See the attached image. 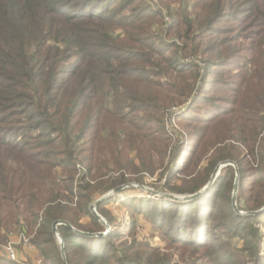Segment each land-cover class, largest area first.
<instances>
[{"label": "trees", "instance_id": "obj_1", "mask_svg": "<svg viewBox=\"0 0 264 264\" xmlns=\"http://www.w3.org/2000/svg\"><path fill=\"white\" fill-rule=\"evenodd\" d=\"M148 1L0 0V247L17 227L45 264H63L51 226L65 222L66 264H176L118 231L72 229L105 232L89 206L154 174L152 155L169 144L160 117L187 100L197 115L182 118L191 131L184 166L167 174L186 177L175 192L196 193L230 162L237 210L264 206V0ZM235 177L226 165L193 201L124 206L183 263L246 264L231 235L264 264L263 214L233 211ZM114 196L96 206L109 225Z\"/></svg>", "mask_w": 264, "mask_h": 264}, {"label": "rangeland", "instance_id": "obj_2", "mask_svg": "<svg viewBox=\"0 0 264 264\" xmlns=\"http://www.w3.org/2000/svg\"><path fill=\"white\" fill-rule=\"evenodd\" d=\"M148 3L159 6L158 0H149ZM172 7L174 6L172 5ZM163 11L166 14V10L163 9ZM168 21L169 19L168 17H166L164 19V22L167 23ZM203 67L204 66L200 64V68L203 69ZM189 105H190V101L187 100L182 105L171 106L170 107L171 110L169 109V112L167 114H165L164 112V115H161L160 119L163 125H166V129L164 130V133H166V135L169 138L168 140L169 144L166 150L165 149L162 151L157 150L152 155V160H153L152 164L155 169L154 174L149 175L147 173H142L139 184L130 182L128 184L134 185V187L124 189L126 191L118 196H114L116 194H113L108 197L110 198L114 196L112 198L113 200H111L112 204L106 207L107 211L110 213L112 218L115 219L114 224L109 225L107 221L102 218L108 225L107 229L104 227V230L106 232L110 233L112 231H118L122 233L123 235L122 240L125 242H129L130 240H136L138 243L147 244L151 248H155L157 251H159L158 253L170 255L172 257L173 262H175L176 264H186V263H183L177 257L178 255L174 251L175 246L171 245V243L166 240V238L161 234L160 230H153V227L151 225L152 223L148 222L147 218H143V216L141 215L130 214V211L128 210L127 206H124V203L127 200V198H132L133 200L142 198L157 203V201L160 200L169 201L163 198L164 194L174 195V196L192 195V194H180L175 192L174 190L176 189L175 187L181 185V180L183 181L186 179L185 176H183L180 173H176L174 176H171L169 179L167 178V174H169V171L170 169L173 168V166L177 165L178 168L175 167V169H181L185 163L186 154L189 148V142L187 139L189 138V132L191 130L186 128L185 122L182 121L183 120L182 118L185 115H195V116L197 115L194 112L188 113L187 108L189 107ZM196 119H198V117H196ZM180 148H181V152L178 156L177 153L180 150ZM205 162L206 160L201 161L200 165L205 166ZM257 164L258 162L256 161L253 167L257 166ZM138 186L144 187L146 191L140 190L139 188H137ZM148 190L154 192L156 195L151 194L150 192H148ZM109 192H107L103 196L109 194ZM94 203H92L89 206V208ZM178 203H182V202H178ZM257 212L263 214L261 219L262 222H264V206L261 209H259ZM236 213L238 215H246L245 212H239L238 210ZM209 223H211V221ZM17 230L19 229H17L16 227L14 230H11L7 234V240L11 241L17 253L16 264H45V261L38 255L37 250L35 251L33 246L31 247L30 245L23 244L19 241V236L21 234L16 233ZM261 231L262 233H264V227H261ZM26 237L28 238V239L26 238L27 241L29 240L30 242L31 236H28L27 234ZM210 237L213 238L214 235H211ZM225 238L227 243L229 244V248L232 253H236L240 257L245 259V261H248L246 262V264H258V262L254 260L251 259L247 260L246 253L245 252L243 253L241 251L243 245L241 239H239L238 237L233 238L231 235L225 236L224 239ZM56 240L60 244V239L56 238ZM2 255H3V247L1 246L0 257ZM259 256H261V254H259Z\"/></svg>", "mask_w": 264, "mask_h": 264}, {"label": "water", "instance_id": "obj_3", "mask_svg": "<svg viewBox=\"0 0 264 264\" xmlns=\"http://www.w3.org/2000/svg\"><path fill=\"white\" fill-rule=\"evenodd\" d=\"M225 165H231L234 169H235V173H236V177H235V182H234V185H233V192H232V197H231V205H232V208H233V211L234 212H237V208H236V192H237V185H238V170L237 168L235 167L234 164L230 163V162H227V163H221L219 165H217L215 167V169L213 170L207 184L201 188L199 191H197L196 193L192 194V195H183V196H180V195H167V194H164L163 198L166 199V200H169V201H172V202H182V203H185V202H190V201H193L195 200L196 198H198L199 196H201L211 185L212 183L216 180V178L218 177L219 173H220V170L223 166ZM131 187H134V185H131V184H127V185H123V186H120V187H117L115 188L114 190L110 191L109 194L101 197L100 199H98L89 209H90V212L92 213V215L94 217H96L103 225L104 227L107 229L108 228V225L106 224V222L102 219V217H100L97 213H96V206L98 203H100L101 201L107 199L109 196L113 195V194H117L118 192L126 189V188H131ZM137 188H139L140 190H145L144 187L142 186H138ZM146 191V190H145ZM148 192H150L151 194H154L156 195L154 192L148 190ZM258 212H255V213H246V215H255L257 214ZM241 214V213H239ZM58 225H65L67 227H70L67 223L65 222H56V223H53L52 226H51V229H52V233L54 235V237L60 239V252H61V256H62V262L63 264H66V261H65V255H64V247H63V243H62V240L59 236V234L57 233V229L56 227ZM75 233H77L78 235H82V236H85V237H102V236H105L108 234V232H104V233H97V234H87V233H82V232H79L77 230H74L72 229Z\"/></svg>", "mask_w": 264, "mask_h": 264}, {"label": "built area", "instance_id": "obj_4", "mask_svg": "<svg viewBox=\"0 0 264 264\" xmlns=\"http://www.w3.org/2000/svg\"><path fill=\"white\" fill-rule=\"evenodd\" d=\"M27 237L25 235L19 236V241L23 244H28L32 247L29 240L27 241ZM7 261L16 263L17 262V253L14 249V245L11 243L10 240H6V243L3 246V255H2Z\"/></svg>", "mask_w": 264, "mask_h": 264}]
</instances>
